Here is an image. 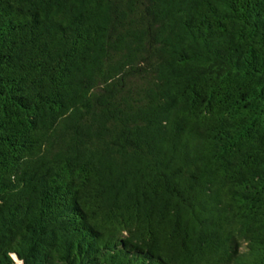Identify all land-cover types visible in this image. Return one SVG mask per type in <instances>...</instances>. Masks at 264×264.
<instances>
[{"label": "trees", "instance_id": "trees-1", "mask_svg": "<svg viewBox=\"0 0 264 264\" xmlns=\"http://www.w3.org/2000/svg\"><path fill=\"white\" fill-rule=\"evenodd\" d=\"M0 264H264V0H0Z\"/></svg>", "mask_w": 264, "mask_h": 264}]
</instances>
